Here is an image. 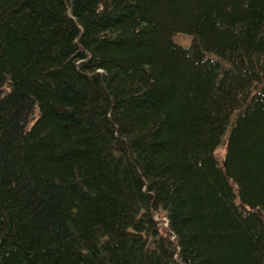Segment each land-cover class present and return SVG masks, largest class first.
Returning <instances> with one entry per match:
<instances>
[{"label":"trees","instance_id":"obj_1","mask_svg":"<svg viewBox=\"0 0 264 264\" xmlns=\"http://www.w3.org/2000/svg\"><path fill=\"white\" fill-rule=\"evenodd\" d=\"M0 264H264V0H0Z\"/></svg>","mask_w":264,"mask_h":264},{"label":"rangeland","instance_id":"obj_2","mask_svg":"<svg viewBox=\"0 0 264 264\" xmlns=\"http://www.w3.org/2000/svg\"><path fill=\"white\" fill-rule=\"evenodd\" d=\"M226 152L225 145H222L217 149V154L221 159H224V154ZM155 218L158 219L163 225H167L166 217L164 215H160L159 213H156Z\"/></svg>","mask_w":264,"mask_h":264}]
</instances>
